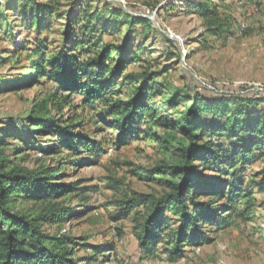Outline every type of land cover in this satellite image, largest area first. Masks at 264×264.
Masks as SVG:
<instances>
[{"label": "trees", "instance_id": "16d2710c", "mask_svg": "<svg viewBox=\"0 0 264 264\" xmlns=\"http://www.w3.org/2000/svg\"><path fill=\"white\" fill-rule=\"evenodd\" d=\"M210 1L188 2L187 10L202 20L211 35L225 37L231 33V23L222 18L219 5ZM246 1L260 5V0ZM90 2L73 0L67 10H62V0H17L16 7L22 5L25 13L23 21L29 29L35 28L38 37L21 50L34 56L27 85L51 86L47 97L33 107L25 125L37 135L58 138L73 157L99 158L103 153L101 143L74 131L79 126L73 121L77 116L69 126L50 116L52 111L63 116L64 109L77 112L99 108L98 122L114 132L117 146L144 134L151 136L155 146L171 151L170 192L154 196L125 191L112 207L117 221L135 212L134 228L145 258L164 245L169 260L175 262L184 256V246L209 240L203 228L231 225L234 205L249 195L248 190L264 192V93H223L215 88L191 94L169 87L162 79L168 69L161 65L153 70L160 65V58H153L140 44L134 45L144 36L150 20L112 3L104 7L108 16L104 20L99 11L90 13ZM2 9H9L7 2ZM54 17L63 21L62 32L60 46L50 52L53 46L49 38L41 35L52 29ZM167 43L178 49L172 41ZM165 57L180 61L181 54L169 51ZM134 65L137 72H130ZM3 145L0 141V264H97L94 257H74L71 245L76 242L71 238L52 236L45 230L73 212L43 210L30 216L10 207L21 199L56 200L76 188L55 183L60 175L55 170L36 172L10 166ZM49 149L56 151L54 146ZM256 165L263 167L253 175L260 180L248 181L246 171ZM161 169L142 173L163 175ZM207 172L220 178L206 177ZM200 197L207 200L200 201ZM92 248L103 254L112 247ZM103 257L102 264L107 259L105 254Z\"/></svg>", "mask_w": 264, "mask_h": 264}, {"label": "rangeland", "instance_id": "374dc122", "mask_svg": "<svg viewBox=\"0 0 264 264\" xmlns=\"http://www.w3.org/2000/svg\"><path fill=\"white\" fill-rule=\"evenodd\" d=\"M72 1L62 0V10H67ZM5 2L8 10L2 9ZM188 2L196 4L206 0H91L90 13L97 10L107 20L103 10L106 4L112 3L129 14L149 19L151 23L145 28L144 36L134 45L140 44L153 58H160V65L153 66V70H159L161 65L168 69L162 79L169 87L191 94L215 88L223 93L229 90L264 93V0L259 1V6L246 0H211L219 5L222 18L231 23V33L225 37L211 35L202 20L187 10ZM16 6L17 0H0V10H3L0 14V141L4 144L1 148L11 161L10 166L36 172L55 170L60 174L53 180L55 183L76 189L56 200L21 199L10 207L30 216L43 210L73 212L66 220L45 230L52 236L71 238L76 242L71 245L74 257H94L97 264H102L103 254L107 256L104 264H264V192L255 189L248 190L249 195L234 205L231 225L203 228L209 240L184 246V256L179 260L170 261L164 245L158 246L150 257H144L134 228L135 212L130 218L117 221L112 205L124 197L125 191L154 196L170 192L173 178L168 169L172 165V152L155 146L151 136L144 134H136L126 144L117 146L114 132L98 122L99 108L77 112L64 109L63 116L56 111L50 113L62 119L66 126L77 116L73 121L79 126L74 131L101 143L103 153L99 158L73 157L58 138L30 132L25 125L26 118L47 97L51 86L27 85L32 77L30 65L34 56L21 50L24 44L37 41L38 37L35 28L29 29L23 21L22 5ZM62 23L54 17L52 29L42 31L41 37H48L53 46L50 52L60 46ZM169 51L181 54L180 61L166 58ZM137 70L136 65L129 69L130 72ZM74 102L78 104V99ZM52 146L56 151H49ZM158 168L165 173L153 176L142 173V170ZM262 169L256 165L255 169L247 170V180L259 181L260 177L253 175ZM205 176L220 178L213 172ZM199 200L207 199L200 197ZM250 208L253 209L249 211ZM99 245L112 247L111 251L96 253L92 246Z\"/></svg>", "mask_w": 264, "mask_h": 264}]
</instances>
